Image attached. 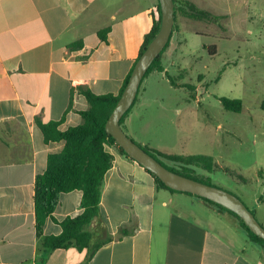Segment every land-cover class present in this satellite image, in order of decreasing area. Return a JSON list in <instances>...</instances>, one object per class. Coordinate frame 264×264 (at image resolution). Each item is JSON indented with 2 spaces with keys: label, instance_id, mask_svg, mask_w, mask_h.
<instances>
[{
  "label": "crops",
  "instance_id": "crops-1",
  "mask_svg": "<svg viewBox=\"0 0 264 264\" xmlns=\"http://www.w3.org/2000/svg\"><path fill=\"white\" fill-rule=\"evenodd\" d=\"M185 1L221 17L226 16L221 6L231 1L245 12V0ZM158 16L157 0H0V264H83L84 251L46 252L35 236V178L64 142L45 144L34 120L59 122L64 131L81 124L79 112L88 109L78 87L118 95ZM183 17H175L161 71L153 69L143 79L120 125L142 147L157 150L139 131L153 103L162 100L158 85H168L167 95L182 86L172 85L167 75L181 47L174 37L188 19ZM103 29H108L104 41L98 37ZM105 150L113 161L104 176L101 218L113 237L120 226L136 230L103 245L88 264H264V248L249 242L223 214L216 215L224 224L209 222L210 227L188 217L176 209L185 194L157 189L143 167L113 147ZM260 185L264 192L261 179ZM81 197L78 190L61 194L54 219L80 215ZM253 203L264 227V195ZM60 232L47 219L43 234Z\"/></svg>",
  "mask_w": 264,
  "mask_h": 264
},
{
  "label": "rangeland",
  "instance_id": "rangeland-1",
  "mask_svg": "<svg viewBox=\"0 0 264 264\" xmlns=\"http://www.w3.org/2000/svg\"><path fill=\"white\" fill-rule=\"evenodd\" d=\"M244 5L242 12L236 1L223 4L226 16L218 22L183 20L174 37L181 47L167 75L182 86L167 95L168 85H158L162 100L153 103L139 132L162 153L211 157V168L189 170L161 161L235 195L255 213L253 201L264 195V112L259 108L264 99V0H245ZM181 16L177 12L176 18ZM221 97L241 100V112L226 111ZM183 198L176 209L188 217L207 227L209 222L224 224L215 208L189 195ZM222 214L244 232L236 218Z\"/></svg>",
  "mask_w": 264,
  "mask_h": 264
},
{
  "label": "trees",
  "instance_id": "trees-1",
  "mask_svg": "<svg viewBox=\"0 0 264 264\" xmlns=\"http://www.w3.org/2000/svg\"><path fill=\"white\" fill-rule=\"evenodd\" d=\"M173 3L174 23L177 11H181L180 13L184 17L198 22H218L222 19L221 16H216L208 11L201 10L194 4L185 0H173ZM158 11L159 16L154 22L151 31L144 38L138 58L159 29V4ZM107 33L108 29L101 30L98 33L99 39L104 41ZM169 41L163 51L168 46ZM213 49L215 48L213 47ZM163 51L149 67L143 79L153 69L161 71L160 58ZM211 54L215 53L211 52ZM129 76L130 74L127 76L118 95H96L87 88L78 87L79 93L85 97L88 104L87 110L79 112L82 122L78 126L69 127L64 131H61L59 129V122L42 123L38 118H35L34 120L35 125L41 131L43 142L45 144L59 141L64 142V147L59 154L47 156L45 171L42 174L37 175L35 178L33 196L35 236L46 252L74 247L78 251L85 252L83 264H88L103 245L114 240H120L124 236L131 235L136 230L135 225L120 226L117 230L116 236H111L104 225L99 210L104 176L111 168L113 161V156L105 150V147H113L118 154L124 156L129 161L134 162L120 147H118L115 140L105 131V123L118 101ZM169 81L173 85L172 80L169 79ZM186 88L189 91L191 90V87L189 86H186ZM219 101L226 111L239 113L242 110V102L239 99L221 97L219 98ZM132 106L121 118L120 125L122 120L131 110ZM259 108L264 112V99ZM138 146L155 158L166 169L201 183L204 182L192 177L188 173L165 166L161 160L167 161L172 165L185 170L191 167H197L198 165H204L211 168L213 164L211 157H180L165 154L158 150L149 149L140 145ZM145 171L153 177L157 189L195 197L201 203L215 208L219 214L227 213L233 216L238 220L239 226L244 231L247 240L264 248V241L252 234L235 214L206 199L199 198L192 194L171 190L148 170L145 169ZM74 190L81 191L82 193L80 202V207L82 209L81 214L73 218L66 217L61 222H57L53 217V213L59 203L60 195ZM252 214L254 215V213ZM47 219H51L60 226L61 232L59 235L45 236L43 234V227ZM44 260L45 258L43 257L41 263H43Z\"/></svg>",
  "mask_w": 264,
  "mask_h": 264
},
{
  "label": "water",
  "instance_id": "water-1",
  "mask_svg": "<svg viewBox=\"0 0 264 264\" xmlns=\"http://www.w3.org/2000/svg\"><path fill=\"white\" fill-rule=\"evenodd\" d=\"M157 1L160 9L159 29L143 53L136 60L128 81L105 123V131L115 140L118 147L126 155L152 173L166 187L177 192L195 195L225 208L235 214L252 234L264 241V228L245 204L235 195L166 169L130 139L120 127V120L132 106L145 73L167 45L173 30V0Z\"/></svg>",
  "mask_w": 264,
  "mask_h": 264
}]
</instances>
